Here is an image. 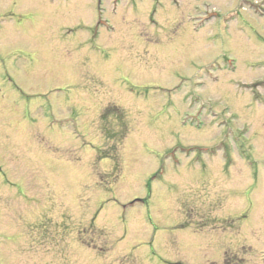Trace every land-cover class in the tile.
<instances>
[{"label":"rangeland","instance_id":"obj_1","mask_svg":"<svg viewBox=\"0 0 264 264\" xmlns=\"http://www.w3.org/2000/svg\"><path fill=\"white\" fill-rule=\"evenodd\" d=\"M264 264V0H0V264Z\"/></svg>","mask_w":264,"mask_h":264}]
</instances>
